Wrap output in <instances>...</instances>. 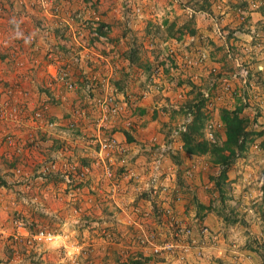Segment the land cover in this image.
Segmentation results:
<instances>
[{
	"label": "rangeland",
	"instance_id": "1",
	"mask_svg": "<svg viewBox=\"0 0 264 264\" xmlns=\"http://www.w3.org/2000/svg\"><path fill=\"white\" fill-rule=\"evenodd\" d=\"M0 264H264V0H0Z\"/></svg>",
	"mask_w": 264,
	"mask_h": 264
},
{
	"label": "trees",
	"instance_id": "2",
	"mask_svg": "<svg viewBox=\"0 0 264 264\" xmlns=\"http://www.w3.org/2000/svg\"><path fill=\"white\" fill-rule=\"evenodd\" d=\"M224 122L226 127L225 129L226 141L224 143V147L213 148L212 154L215 155L214 157H216L215 163H219L227 168L233 162V158L235 157L236 152L241 151L243 149L242 145L239 144V137L241 136L242 127H241V122L238 121L236 116L230 119H224ZM187 143L189 144L190 141H187ZM187 148H188L187 149L188 152L191 154L205 153L208 151L206 143H202V144L199 143L193 147L188 146ZM223 151L225 152L227 151L229 155H224Z\"/></svg>",
	"mask_w": 264,
	"mask_h": 264
},
{
	"label": "built area",
	"instance_id": "3",
	"mask_svg": "<svg viewBox=\"0 0 264 264\" xmlns=\"http://www.w3.org/2000/svg\"><path fill=\"white\" fill-rule=\"evenodd\" d=\"M243 72L246 73L245 71H243ZM38 235H39V238L44 237L46 240H51L52 239L51 235H44L43 232H40Z\"/></svg>",
	"mask_w": 264,
	"mask_h": 264
}]
</instances>
